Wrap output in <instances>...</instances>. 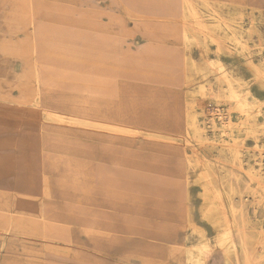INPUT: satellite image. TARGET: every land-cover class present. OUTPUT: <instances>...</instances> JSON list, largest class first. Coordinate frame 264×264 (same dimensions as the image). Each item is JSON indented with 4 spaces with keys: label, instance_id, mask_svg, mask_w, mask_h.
Returning <instances> with one entry per match:
<instances>
[{
    "label": "crops",
    "instance_id": "0c3cea01",
    "mask_svg": "<svg viewBox=\"0 0 264 264\" xmlns=\"http://www.w3.org/2000/svg\"><path fill=\"white\" fill-rule=\"evenodd\" d=\"M46 1L86 15L41 16L37 42L16 54L2 46L9 34L0 29V54L8 58L0 57V76L15 72L16 93L32 95L45 110L0 123V199L72 201L65 215L103 217L80 224L44 215L72 240L40 236L43 264H173L171 251L187 242L191 217L201 216L192 150L178 141L188 130L184 35L144 32L148 19L128 16L127 8L164 12L184 0ZM204 3L243 8L246 23L257 20L264 32V0L197 2ZM0 225L8 230L7 213ZM96 228V239L83 235Z\"/></svg>",
    "mask_w": 264,
    "mask_h": 264
},
{
    "label": "rangeland",
    "instance_id": "374dc122",
    "mask_svg": "<svg viewBox=\"0 0 264 264\" xmlns=\"http://www.w3.org/2000/svg\"><path fill=\"white\" fill-rule=\"evenodd\" d=\"M198 1L184 0V6L164 12L149 8L141 13L127 8L132 11L129 16L148 19L142 25L159 27L158 34L171 37L184 35L185 88L189 98L188 130L178 141L192 150L190 160L194 185L202 189L197 195L201 216L191 217L185 245L193 248L200 242L202 235L199 228L202 226L207 228L204 234L211 237L214 245L219 233L230 225L236 249L226 255L215 250L209 258V264H225V259L228 264H264V104L260 103L263 111L257 116L239 105L243 99L255 101L253 92L259 98H264V73L254 74L256 68L264 67V32L257 28L258 17L253 14V20L256 21L246 23L248 14L243 8L236 9L228 4L213 7L206 3L197 4ZM33 2L38 5L32 18L37 26L40 25L39 13L43 10L47 18L70 19L86 15L85 12L76 14L70 9L50 6L52 4L46 0ZM170 27H184L185 32L166 30ZM194 49L201 51L202 56L191 55ZM0 57L2 60L8 59L4 53ZM17 85H20L18 75L6 68L0 76V123H5V118L23 122L35 112H45L35 104L36 98L32 95L16 93L19 90ZM233 90H240L241 95L233 96ZM7 100L12 104L3 103ZM20 103L24 105L18 106ZM257 121L262 123L258 124ZM22 148L20 144V155L23 154ZM235 153L239 154L237 160L234 158ZM206 171L215 181L223 207H206V190L200 183ZM71 203L0 199V214L7 213L9 220L8 230L0 226L1 231L6 230L0 232V264H43V252L47 246L40 238L46 239L39 235V228L44 222V215L80 224H86L89 218L99 222L103 219L102 216L65 215ZM215 218L220 220L219 225H215ZM101 233L96 228L83 235L96 239ZM61 235L58 234L54 240L71 242L70 234H66V240ZM170 259L173 264H206L204 258L200 261L188 259L183 253L172 254Z\"/></svg>",
    "mask_w": 264,
    "mask_h": 264
},
{
    "label": "bare ground",
    "instance_id": "6f19581e",
    "mask_svg": "<svg viewBox=\"0 0 264 264\" xmlns=\"http://www.w3.org/2000/svg\"><path fill=\"white\" fill-rule=\"evenodd\" d=\"M0 7H2V9L0 10V15L2 14L5 16V18L1 17V20L4 21V23L0 24V29H4V32L9 34V38L5 40L3 47L5 48L7 53H11V54H16V53L21 52L22 48H24L25 51H28V49L30 48V45H32V43L34 42H37L36 37H38L39 31L41 28V25L37 26L36 24L32 22V18L36 14L38 5L34 3L33 0H0ZM131 13L132 11L128 9L127 15L129 16L131 15ZM12 16H15L17 20H27L28 19L30 23L24 24V25L21 24V25H16V26H10L9 24H7V21H9L7 19L11 18ZM39 16L40 17L44 16L45 18H47V13L44 10L40 11ZM142 27H143V31L147 33H157V31L159 30L158 29L159 27L153 26L151 24H145V25H142ZM166 30H171L174 32L176 31L185 32L184 27H180V28L170 27V28H167ZM19 31H23L24 33H26L25 39L16 38V35L18 34ZM158 35H163V33L158 34ZM163 36H166V35H163ZM176 37L180 39L183 36H176ZM17 48L19 49L18 51H17ZM10 49H13V50L11 51ZM262 73H264V67L256 68L254 70L255 75H260ZM232 95L235 97H239L241 95V91L233 90ZM252 95L255 101L250 102L246 99H243L239 102V105L245 110L255 113L254 116H257L258 114H260L261 111H263V106L261 107V104L262 103L264 104V98H259L256 92H253ZM3 103L6 105L12 104L10 100H7ZM35 104L37 106H40L38 103V100H36ZM23 105H24L23 103H20L18 106H23ZM18 106H16V109H19ZM257 123L261 124L262 122L257 121ZM29 138L28 140H30ZM238 153L234 154L235 155L234 158H236V160L237 158H239ZM202 176L203 177H201L200 183L203 186V189L205 188L206 190L204 192L206 196V207L209 209L211 208L217 209L219 207H223L221 203V199H220V193L215 186V181L211 179L210 174L207 171ZM210 215H213V214L211 213ZM214 221H215V225L220 224V220H217L215 218ZM2 227L4 228L5 225H3ZM204 231L207 232V228H204V227L199 228V232L201 233L202 237L200 239V242L195 244L193 248H191L190 245H185V243H183L182 245H180L179 249L177 248L173 249L171 251V255L172 254L178 255L180 253H183L184 255L187 256L188 259L196 258L198 261H200L202 258H204L205 263L209 264V258L211 257V255L213 254L215 250H219V252L226 255L229 251L236 249V243L233 239L230 225L225 226L223 231L219 233L217 237V242L214 245L212 244L211 237L208 234H204ZM58 234H63L61 236H64V239L66 240V237L69 233L65 229L60 228L55 221L47 218L46 221H44V223L41 226L40 235L46 237V240L55 241L54 238ZM223 258L225 259L224 256ZM45 264H54V263H52L51 260L46 258ZM225 264H228V261L226 259H225Z\"/></svg>",
    "mask_w": 264,
    "mask_h": 264
}]
</instances>
